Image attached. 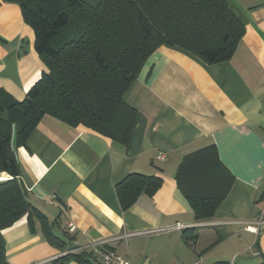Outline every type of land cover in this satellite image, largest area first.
<instances>
[{"label":"crops","instance_id":"obj_1","mask_svg":"<svg viewBox=\"0 0 264 264\" xmlns=\"http://www.w3.org/2000/svg\"><path fill=\"white\" fill-rule=\"evenodd\" d=\"M225 1L244 26L232 56L206 64L181 48L158 47L123 96L136 110L128 146L47 114L25 144L14 145L28 201L65 245L49 244L39 220L30 227L23 216L1 230L10 264H48L81 251L101 264L94 247L131 264L263 262L264 0ZM33 36L19 5L0 0L2 97L22 100L46 71ZM208 145L233 181L213 217L196 219L174 175L186 154ZM129 173L162 183L123 210L115 187Z\"/></svg>","mask_w":264,"mask_h":264},{"label":"trees","instance_id":"obj_2","mask_svg":"<svg viewBox=\"0 0 264 264\" xmlns=\"http://www.w3.org/2000/svg\"><path fill=\"white\" fill-rule=\"evenodd\" d=\"M20 7L34 32V50L46 66L20 100L0 95V264H10L1 230L26 216L40 222L44 239L57 248L45 216L27 199L19 180L14 145L25 140L44 115L82 125L128 146L136 110L123 96L146 59L160 46L181 48L206 64L228 60L244 26L225 0H3ZM214 145L186 154L174 179L194 217H213L233 176ZM160 177L129 173L116 184L123 210L161 186ZM98 264L93 252H67L48 264ZM99 261V260H98ZM260 264H264L261 262Z\"/></svg>","mask_w":264,"mask_h":264},{"label":"built area","instance_id":"obj_3","mask_svg":"<svg viewBox=\"0 0 264 264\" xmlns=\"http://www.w3.org/2000/svg\"><path fill=\"white\" fill-rule=\"evenodd\" d=\"M156 158L158 160H163L165 158V153L159 152ZM262 170L264 176V169ZM178 226H180V224H178ZM69 228L73 229V226L69 224ZM247 228L249 230H254V231L256 230L255 227H251V226H248ZM94 251L96 252L98 260L101 264H131V262L127 258L122 257L121 255H119V253L115 254L112 251L98 249L97 247H94Z\"/></svg>","mask_w":264,"mask_h":264},{"label":"rangeland","instance_id":"obj_4","mask_svg":"<svg viewBox=\"0 0 264 264\" xmlns=\"http://www.w3.org/2000/svg\"><path fill=\"white\" fill-rule=\"evenodd\" d=\"M85 1L88 2V3H90V4H95L98 0H85ZM0 175L3 176L2 179L8 178V176L6 174H4V173H0Z\"/></svg>","mask_w":264,"mask_h":264},{"label":"bare ground","instance_id":"obj_5","mask_svg":"<svg viewBox=\"0 0 264 264\" xmlns=\"http://www.w3.org/2000/svg\"><path fill=\"white\" fill-rule=\"evenodd\" d=\"M3 178V176L2 175H0V180Z\"/></svg>","mask_w":264,"mask_h":264}]
</instances>
